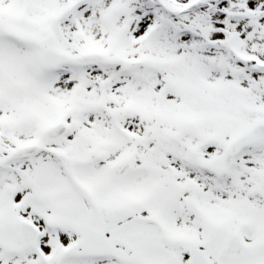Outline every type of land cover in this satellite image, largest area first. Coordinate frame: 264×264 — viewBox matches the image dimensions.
<instances>
[{
    "label": "snow or ice",
    "instance_id": "1",
    "mask_svg": "<svg viewBox=\"0 0 264 264\" xmlns=\"http://www.w3.org/2000/svg\"><path fill=\"white\" fill-rule=\"evenodd\" d=\"M0 264H264V0H0Z\"/></svg>",
    "mask_w": 264,
    "mask_h": 264
}]
</instances>
